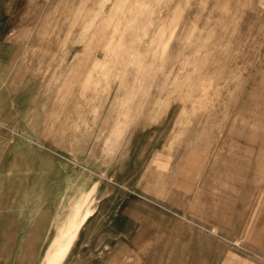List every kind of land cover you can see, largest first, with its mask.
<instances>
[{"label":"rangeland","instance_id":"1","mask_svg":"<svg viewBox=\"0 0 264 264\" xmlns=\"http://www.w3.org/2000/svg\"><path fill=\"white\" fill-rule=\"evenodd\" d=\"M47 254L264 264V0H0V264Z\"/></svg>","mask_w":264,"mask_h":264},{"label":"bare ground","instance_id":"2","mask_svg":"<svg viewBox=\"0 0 264 264\" xmlns=\"http://www.w3.org/2000/svg\"><path fill=\"white\" fill-rule=\"evenodd\" d=\"M54 245L56 246V245H60V246H62V247H64L65 249H66V247H67V245H69V241L68 240H66V239H57L56 241H55V243H54ZM52 247H53V245H52ZM63 249V248H62ZM64 249V250H65ZM66 251V250H65ZM63 252V251H62ZM50 254V253H49ZM49 254H47V257H46V260H45V262H44V264H56V262H55V260L54 261H51L50 260V255ZM51 256H52V254H51ZM54 257V256H53ZM51 259H53V258H51ZM55 259V258H54ZM59 261V260H58Z\"/></svg>","mask_w":264,"mask_h":264}]
</instances>
